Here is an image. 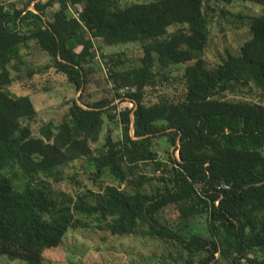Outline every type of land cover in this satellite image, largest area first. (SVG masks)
<instances>
[{
  "label": "trees",
  "instance_id": "obj_1",
  "mask_svg": "<svg viewBox=\"0 0 264 264\" xmlns=\"http://www.w3.org/2000/svg\"><path fill=\"white\" fill-rule=\"evenodd\" d=\"M30 1L36 12L0 5V257L46 264L45 253L70 230L94 225L170 244L187 254L186 264H264V106L222 98L237 84L264 92V17L252 19L239 56L228 52L215 67L204 58L209 3L264 7V0ZM93 39L138 47L98 55ZM32 44L81 93L62 123L48 126L49 143L33 137L32 98L8 90ZM98 59L106 95L90 102L88 88L103 69ZM173 65H187L180 98L148 102ZM105 115L122 135L110 130L93 149ZM81 159L91 186L76 181L82 190L62 199L53 184L64 181L61 168ZM200 217L207 234L190 228Z\"/></svg>",
  "mask_w": 264,
  "mask_h": 264
},
{
  "label": "rangeland",
  "instance_id": "obj_2",
  "mask_svg": "<svg viewBox=\"0 0 264 264\" xmlns=\"http://www.w3.org/2000/svg\"><path fill=\"white\" fill-rule=\"evenodd\" d=\"M146 0H120L123 5L133 2H144ZM16 4L20 9L27 8L28 11L36 12V2L30 0H0V5ZM210 10L206 9L210 20V43L205 51L204 58L209 67H215L222 63V59L228 52L234 56L240 55V50L252 38L251 23L256 17H264V7L253 3L235 1L233 4H218L211 2L208 4ZM72 12L75 13V10ZM93 44L98 55L101 53L114 54L127 50L137 49L138 45H119L115 47H105L101 41L93 39ZM102 47V48H100ZM78 52L81 48L77 49ZM27 67L22 72L12 71L14 82L8 90L16 96L28 95L32 98L37 109V121L33 125V137L43 139L46 143V133L50 124L59 125L64 116L68 113L73 101L81 95L75 86L68 82V79L56 71L54 63L49 55L31 45L29 50H24ZM102 70H97L94 83L89 86L87 98L90 102L99 101L106 95L107 70L103 62L98 59ZM187 65H173L165 76L168 80L160 77L159 87L149 91L148 102H156L158 96L167 95L171 99H178L184 91V75ZM35 71L32 80L28 78V71ZM234 93H227L222 98L231 102H248L264 106V92L252 85L237 84ZM129 107V104H120V109ZM105 118V128L102 132L100 142L91 144V148L96 149L104 143L108 131L113 130L114 136L121 137L122 129L117 122L113 123L107 115ZM116 119V118H115ZM163 147L168 148L162 142ZM171 152L174 147L169 146ZM163 159H166L165 150L160 151ZM64 181L60 184H53L61 198L64 195H75L80 192L81 185L91 186L88 179L87 159L77 160L61 168ZM16 176H21L17 171ZM51 183H53L51 181ZM112 183L111 178H107L105 185ZM190 228H194L203 234H207L206 217L196 218L190 223ZM178 249L170 244L145 239L141 237H121L113 236L109 232L101 231L96 226L70 230L62 245L57 249L48 250L45 253L46 264H186L188 256L186 253L181 257ZM261 256H263L261 254ZM0 264H23L20 261H10L7 257H0ZM214 264H227L219 259Z\"/></svg>",
  "mask_w": 264,
  "mask_h": 264
},
{
  "label": "built area",
  "instance_id": "obj_3",
  "mask_svg": "<svg viewBox=\"0 0 264 264\" xmlns=\"http://www.w3.org/2000/svg\"><path fill=\"white\" fill-rule=\"evenodd\" d=\"M75 16H78V14H75Z\"/></svg>",
  "mask_w": 264,
  "mask_h": 264
}]
</instances>
